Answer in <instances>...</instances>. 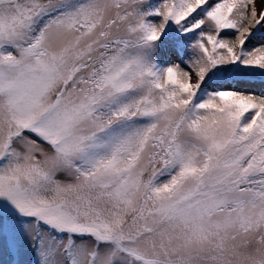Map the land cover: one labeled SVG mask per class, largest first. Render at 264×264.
Segmentation results:
<instances>
[{"label": "snow or ice", "instance_id": "snow-or-ice-1", "mask_svg": "<svg viewBox=\"0 0 264 264\" xmlns=\"http://www.w3.org/2000/svg\"><path fill=\"white\" fill-rule=\"evenodd\" d=\"M264 0H0V264H264Z\"/></svg>", "mask_w": 264, "mask_h": 264}, {"label": "trees", "instance_id": "trees-1", "mask_svg": "<svg viewBox=\"0 0 264 264\" xmlns=\"http://www.w3.org/2000/svg\"><path fill=\"white\" fill-rule=\"evenodd\" d=\"M242 86L253 88L257 94L264 91V85H262L259 80L252 81L250 84H246V85H242Z\"/></svg>", "mask_w": 264, "mask_h": 264}, {"label": "rangeland", "instance_id": "rangeland-1", "mask_svg": "<svg viewBox=\"0 0 264 264\" xmlns=\"http://www.w3.org/2000/svg\"><path fill=\"white\" fill-rule=\"evenodd\" d=\"M258 7H259V0H258Z\"/></svg>", "mask_w": 264, "mask_h": 264}]
</instances>
